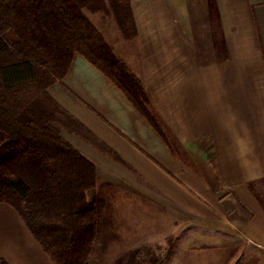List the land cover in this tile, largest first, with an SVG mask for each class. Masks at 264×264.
<instances>
[{
	"label": "crops",
	"instance_id": "0c3cea01",
	"mask_svg": "<svg viewBox=\"0 0 264 264\" xmlns=\"http://www.w3.org/2000/svg\"><path fill=\"white\" fill-rule=\"evenodd\" d=\"M131 7L132 41L114 19L86 15L145 87L167 143L79 54L49 93L137 174L64 130L62 137L95 163L97 188L101 174L125 179L172 213L168 232L195 228L177 238L166 264H264V209L248 188L264 181V0H132ZM0 264H54L6 203Z\"/></svg>",
	"mask_w": 264,
	"mask_h": 264
},
{
	"label": "trees",
	"instance_id": "16d2710c",
	"mask_svg": "<svg viewBox=\"0 0 264 264\" xmlns=\"http://www.w3.org/2000/svg\"><path fill=\"white\" fill-rule=\"evenodd\" d=\"M131 2L0 0V203L18 212L54 264H90L99 226L97 166L62 130L129 167L50 95L74 57L109 79L167 143L145 87L86 15L114 19L132 41L138 30ZM248 188L264 209V181Z\"/></svg>",
	"mask_w": 264,
	"mask_h": 264
},
{
	"label": "rangeland",
	"instance_id": "374dc122",
	"mask_svg": "<svg viewBox=\"0 0 264 264\" xmlns=\"http://www.w3.org/2000/svg\"><path fill=\"white\" fill-rule=\"evenodd\" d=\"M148 108L159 122L153 107ZM128 166L122 167L137 174L131 165ZM124 180L100 176L96 191L99 226L90 264H166L177 248V238L195 228L179 225L168 232L166 214L172 213L159 212L149 198L130 190L136 188ZM136 190L139 193L140 188ZM169 221L173 226V221ZM186 239L183 235L179 243Z\"/></svg>",
	"mask_w": 264,
	"mask_h": 264
}]
</instances>
